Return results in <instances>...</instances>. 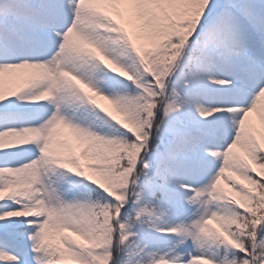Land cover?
<instances>
[{
	"label": "snow or ice",
	"instance_id": "1",
	"mask_svg": "<svg viewBox=\"0 0 264 264\" xmlns=\"http://www.w3.org/2000/svg\"><path fill=\"white\" fill-rule=\"evenodd\" d=\"M0 264H264V0H0Z\"/></svg>",
	"mask_w": 264,
	"mask_h": 264
}]
</instances>
